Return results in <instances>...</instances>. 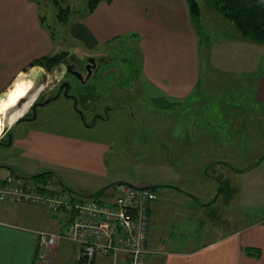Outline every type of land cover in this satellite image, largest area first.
Instances as JSON below:
<instances>
[{
  "label": "crops",
  "instance_id": "obj_1",
  "mask_svg": "<svg viewBox=\"0 0 264 264\" xmlns=\"http://www.w3.org/2000/svg\"><path fill=\"white\" fill-rule=\"evenodd\" d=\"M65 1L69 3L70 0ZM39 2L0 0V100L23 74L39 81L44 67L32 62L60 51L53 31L42 24ZM81 20L82 31L92 37L95 45L120 40L128 34L136 35L145 82L164 97V102H175L176 115L183 116V110L190 106L197 108V115L201 113L204 123L212 125L210 112L205 114V106L211 107L207 98L214 93L231 92L228 85L237 87L240 75L252 78L251 102L259 107L264 105V72L247 59V55L252 56L260 45L239 35L226 36L218 42H207L209 46L203 57L186 0L101 1ZM226 24L231 26L229 22ZM79 36L84 40L83 33ZM202 59L206 61V80L202 79ZM213 75L222 79L215 81ZM210 79L214 84L206 83L212 81ZM232 81L235 83H230ZM196 93H201L200 101L191 98ZM228 102L220 100V113L226 112L224 106ZM52 105L61 115L46 122L16 119L7 123L11 109L1 114L6 125L0 135V141L5 142L0 143L3 148L0 167L23 176L50 172L67 188L85 196L119 181L157 186L153 187L157 197L149 208L148 243L152 252L148 264H264V216L250 221H245V214L233 218L235 211L227 205L225 198H220L226 185L221 189L218 186L221 179L209 171L212 166L221 165L222 173V164H227L229 167H224L228 168L225 171L227 177L229 170L242 173L246 167L236 168L224 160L213 161V155L195 148L204 136L182 131L172 123L167 126L161 123L158 117L168 114L164 109H157L156 125H149L150 122L148 126L144 125L145 116L142 115L140 120L144 135L151 134L156 139L158 145H154L156 150L150 155L157 158L130 160L128 153L118 155L119 151L125 150L122 137L133 130L132 120L137 117L138 110L129 101L110 106L107 118L101 121L112 119L111 124L97 123L88 128L94 134L87 133V129L79 125L68 102L56 100ZM237 113L238 118H242V114ZM10 132L12 142L8 144ZM101 134H110V140L98 138ZM207 155L211 157L199 170L198 163L202 160L198 157ZM130 165L135 168L129 169ZM5 175L2 173L0 177ZM199 176L208 179L203 183L213 194L210 199L199 198L208 193L205 187L196 183ZM260 177L253 179L259 194L263 189ZM186 179L193 181L187 183ZM235 221L243 224L231 227V222ZM67 223L68 216L63 212L50 213L19 201H0V264H114L111 258L100 256L77 261L79 245L67 239L51 249L49 259H42L38 231H63Z\"/></svg>",
  "mask_w": 264,
  "mask_h": 264
},
{
  "label": "rangeland",
  "instance_id": "obj_2",
  "mask_svg": "<svg viewBox=\"0 0 264 264\" xmlns=\"http://www.w3.org/2000/svg\"><path fill=\"white\" fill-rule=\"evenodd\" d=\"M39 1L41 16H43L42 24L53 31L55 42L57 45H60V51H66L64 62L55 65L52 69H46L45 67L42 69L43 72L41 71L42 75L40 80L44 81V83L41 86L51 84L52 81H61L64 78L63 76L67 63H75L78 67L83 68L85 61L88 57L92 56L98 61L97 75L100 79V83L97 92H100L103 102L100 112L105 113L110 106L122 101H129L133 108L135 106L134 109L136 111L138 110L137 119L134 118L132 120L133 130L131 129L132 131H130V133L124 134V137H122V140H124L123 148L125 150L119 151L118 155L121 153H128L130 160H136L137 157L145 160L156 159L157 156L150 155L153 150H156V147H154V145L157 144L156 139L153 138L151 134L144 135L141 131L142 123L140 120H142V115L145 116L144 125L148 126L147 123L149 122V125H156V121H158L156 116L157 109H164L168 114L158 117L161 118V123L166 126L172 123L174 127L181 128L182 131L188 130L192 133H198L199 137L204 136L202 137L204 138L203 140L199 139L197 141L195 148L205 150L211 156L213 155V161L220 162L217 160H224L228 162L229 165L242 169L259 161V165L257 164L252 167L251 170H243L244 172L242 173L229 170L227 177L225 171L227 172L228 168H224L225 166L229 167L227 164H222V173L220 172L221 165L217 167L212 166L209 171L211 175L219 176L221 181L218 182V186L221 187V189L226 185L225 189L222 190L223 193L221 192L220 198H225L227 205L235 211L234 214H232L233 218L237 219V216L245 214V221H250L264 216V105H260L259 107L251 102L253 100L252 78H246L247 76L240 75V80L244 81L243 84L240 81L236 84L237 87L228 85L231 92L214 93L210 98H207L206 102H208L211 107L209 106L210 108H206L205 106V114L206 111L210 112L209 117L211 118L212 125L204 123L201 119V113L197 115V108H192L190 106L183 110V116L179 114L176 115L174 114L176 106L173 108L175 102H164V97L158 95L156 90H154L152 86H148L149 84L145 82L142 72L141 48L139 40L136 39V35L133 36L132 34H128L125 38H121L120 40H111V42L108 43L95 45L92 37L82 31L83 25H81L83 24L81 18L87 13L90 0H70L69 3L65 0ZM199 1L202 8L200 18L202 28H195L198 32L201 54L203 53V57H205L209 42L214 43L221 41L223 37L226 36L233 38L239 35L241 37L242 34L228 19L212 10L206 3L207 0ZM59 5H69L71 7V12L65 22L59 20L57 16ZM226 22H229L231 26L227 27ZM81 33H83L84 40L79 36ZM244 38L254 42L247 37ZM254 43L260 45L259 50L255 53L253 52L252 56L247 55V59L252 60L254 65L257 64L258 68L260 70L262 69L264 72V43ZM205 67L206 61L204 59L202 68L203 80H206L205 78L207 76ZM24 75L25 74L17 80V84V81L14 83L9 92L15 89H18V91L24 89L30 94L33 91L35 88L34 81L28 79L29 77L27 75ZM213 79L219 81L222 78L215 75ZM214 80L206 83L214 84ZM230 83L235 82L232 81ZM200 94H192L191 98L198 100L201 98ZM220 100L229 101L227 105L224 106V108L226 107V109H224L226 112L223 114L222 112L220 113V108L218 110ZM55 102L56 101L53 103ZM235 105H239L240 108ZM186 109L189 110V112L186 113ZM237 112L242 114V118H238L239 113ZM145 114H147V116ZM152 115H154V117H152ZM68 117L72 118L71 115H68ZM146 118H148V120ZM3 121V127H5L6 120L3 119ZM111 122L112 119L106 120L105 122L98 120V124H111ZM86 129L87 133L94 134L93 130L90 131L88 128ZM123 132L124 130L121 133L122 135ZM110 137V134L98 135V138L103 140H110ZM2 150L3 148L0 145V152H2ZM143 153L147 154L139 156ZM210 155L198 157V160H202V162L198 163L199 170H202L203 166L207 164L209 157H211ZM192 167L195 168V166ZM128 168L133 169L135 167L134 165H130ZM8 172L6 167H0V174L4 173L5 175ZM199 173L201 174V171ZM254 176H257V179L258 176H261L260 179L263 181V186H261L263 189L259 191L261 194L257 193L258 190L255 188L258 186L253 182ZM190 180L191 179H188L187 181L186 179L187 183H189ZM207 180V178L201 179L199 176L196 178V183L200 186L207 187L206 183H203ZM192 181L193 179L191 182ZM206 187L205 190H207ZM72 193L77 197L82 196L75 190H72ZM116 195L117 192L114 185H112L110 187H103L99 190H95L91 194H87V197H95L102 201H113ZM212 195L213 194L208 191L207 194H203L199 198L207 200L213 197ZM9 200L19 201L13 199ZM22 203L40 207L50 212L45 207L33 203ZM233 224L237 225L243 223L241 221L231 222V227Z\"/></svg>",
  "mask_w": 264,
  "mask_h": 264
},
{
  "label": "built area",
  "instance_id": "obj_3",
  "mask_svg": "<svg viewBox=\"0 0 264 264\" xmlns=\"http://www.w3.org/2000/svg\"><path fill=\"white\" fill-rule=\"evenodd\" d=\"M113 201L85 195L77 197L53 174L23 176L9 172L0 177V201L9 199L33 203L50 212L68 216L63 231L42 229L39 256L51 257V249L63 239L79 245L77 261L95 257L111 258L114 264H148L151 202L157 197L152 186L127 181L114 184Z\"/></svg>",
  "mask_w": 264,
  "mask_h": 264
},
{
  "label": "flooded vegetation",
  "instance_id": "obj_4",
  "mask_svg": "<svg viewBox=\"0 0 264 264\" xmlns=\"http://www.w3.org/2000/svg\"><path fill=\"white\" fill-rule=\"evenodd\" d=\"M90 59L95 58L92 56L88 57L83 68L78 67L75 63H67L64 78L61 81H52L51 84L46 85L43 89V86H41L40 91L38 90L37 98L33 100L28 111L22 116L32 117L34 110H36L37 117L34 120L46 122L49 119L56 118L61 115V112L52 103L63 99L68 102L71 111L78 117L79 125L84 128H92L97 125L98 120L107 118L108 109L105 113L100 112L103 102L100 92H97L100 83L97 75L98 65L96 68H92L88 62ZM41 83L43 84L44 81ZM33 96L34 94L28 97V100H23L20 103V107H24L26 102L29 105ZM55 96L57 98L42 104L47 99Z\"/></svg>",
  "mask_w": 264,
  "mask_h": 264
},
{
  "label": "trees",
  "instance_id": "obj_5",
  "mask_svg": "<svg viewBox=\"0 0 264 264\" xmlns=\"http://www.w3.org/2000/svg\"><path fill=\"white\" fill-rule=\"evenodd\" d=\"M100 1L111 2L112 0H90L88 11L92 12ZM189 7L192 23L195 27L201 29L200 18L202 14L201 3L199 0H186ZM209 7L228 19L242 34L250 40L257 43H264V0H207ZM57 16L59 20L66 21L71 12V7L58 6ZM43 16H41L42 21ZM66 51L55 52L50 55L42 56L32 62L33 65L39 64L46 69H52L55 65L64 62ZM258 162L253 163L257 164ZM252 166V164H251ZM246 167L244 170L248 169ZM51 174L44 172L34 176ZM157 187V186H153ZM253 251V250H248ZM87 261L83 259L81 262Z\"/></svg>",
  "mask_w": 264,
  "mask_h": 264
},
{
  "label": "bare ground",
  "instance_id": "obj_6",
  "mask_svg": "<svg viewBox=\"0 0 264 264\" xmlns=\"http://www.w3.org/2000/svg\"><path fill=\"white\" fill-rule=\"evenodd\" d=\"M32 84V83H31ZM36 88V86H35ZM35 88L33 89V91L29 94L27 90L21 89L20 91H18V89H15L14 91L8 92L7 96L0 100V115L3 113H5L7 110L9 111L10 108H14L12 110V112L9 114L8 120L10 122H13L14 120L17 119V117L23 112L25 111L28 102H26V104L24 105V107H16L15 106L19 103L22 102L24 98L30 97L33 94H35ZM20 104V103H19ZM1 117V116H0ZM3 118H0V134L3 131ZM9 123V122H8Z\"/></svg>",
  "mask_w": 264,
  "mask_h": 264
},
{
  "label": "water",
  "instance_id": "obj_7",
  "mask_svg": "<svg viewBox=\"0 0 264 264\" xmlns=\"http://www.w3.org/2000/svg\"><path fill=\"white\" fill-rule=\"evenodd\" d=\"M88 62H89V64H91V66H92V68H96L97 67V63H98V61H97V59H90V60H88ZM42 81L40 80V81H34V85L36 86V88H35V94H34V96H33V98L31 99V100H34L35 99V96H36V92L40 89V87H41V85H42V83H41ZM54 98H57V96H55V97H53V98H49V99H47L45 102H43L42 104H46L47 102H49L50 100H52V99H54ZM29 98L27 97V98H24L23 100H28ZM19 103H21V102H19ZM17 104L16 106H15V108L16 107H19V105L20 104ZM14 108H12L11 110H10V113H11V111L13 110ZM24 112V111H23ZM22 112V113H23ZM25 113V112H24ZM36 117H37V112H36V110H34V115L32 116V117H26V116H20L19 118H17L18 120L19 119H21V120H34V119H36ZM13 123V122H10L9 120H7V123ZM12 142V133L10 132V134H9V141L7 142L8 144H10ZM0 143H5V142H3V141H0Z\"/></svg>",
  "mask_w": 264,
  "mask_h": 264
}]
</instances>
